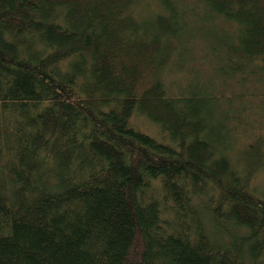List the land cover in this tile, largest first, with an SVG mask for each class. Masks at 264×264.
Returning a JSON list of instances; mask_svg holds the SVG:
<instances>
[{"label":"trees","instance_id":"1","mask_svg":"<svg viewBox=\"0 0 264 264\" xmlns=\"http://www.w3.org/2000/svg\"><path fill=\"white\" fill-rule=\"evenodd\" d=\"M155 1L0 0V264L264 262V0Z\"/></svg>","mask_w":264,"mask_h":264},{"label":"rangeland","instance_id":"2","mask_svg":"<svg viewBox=\"0 0 264 264\" xmlns=\"http://www.w3.org/2000/svg\"><path fill=\"white\" fill-rule=\"evenodd\" d=\"M152 3V6H156V1L155 0H150ZM198 53V52H196ZM192 62V61H191ZM191 62H189V67ZM188 67V68H189ZM209 69L208 66L204 65L203 70L207 71ZM165 74V75H164ZM183 73H177V71L174 69L173 66H171L167 71H165L163 74H161L162 80H165L167 82H175L179 86L182 84L180 80V75ZM249 103V101H248ZM247 104V103H246ZM251 104L253 107H256L258 104L257 98L254 96L252 98ZM248 105V104H247ZM261 106V113L256 114L254 112V115L248 111L243 112V116L248 119V121L243 120L244 124H239L240 129H238L237 132H230V134H233V138L236 139V148L239 149L241 147L246 146V144L251 140V136L255 135V133H258L259 137L262 138L263 140V145H264V108ZM249 116V117H248ZM134 123L137 128H139L142 131L147 132L150 135L160 137V133L158 128L150 123L148 120H146L144 117L138 116L134 117ZM235 141V142H236ZM264 147V146H263ZM256 181L253 183L254 186H256L260 191H263L264 188V167L260 168ZM261 264H264L262 261Z\"/></svg>","mask_w":264,"mask_h":264}]
</instances>
